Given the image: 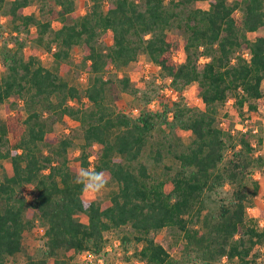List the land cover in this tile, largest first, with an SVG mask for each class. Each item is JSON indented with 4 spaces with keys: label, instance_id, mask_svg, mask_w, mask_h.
<instances>
[{
    "label": "trees",
    "instance_id": "trees-1",
    "mask_svg": "<svg viewBox=\"0 0 264 264\" xmlns=\"http://www.w3.org/2000/svg\"><path fill=\"white\" fill-rule=\"evenodd\" d=\"M6 1L0 0V11L14 35L12 43L1 40L0 102L21 98L26 116L0 120V164L3 158L10 160V170L0 177V264H7L17 252L25 255L23 264H47L50 257L53 264H72L86 249L104 256L105 231L123 225L130 230L122 242L142 241L132 257L149 264H184L150 236L165 226L182 231L181 247L201 264H227L223 257L253 264L264 242V228L247 217L251 202L247 185H252L251 193L258 190L251 170L264 166V155L254 153L252 128L233 132L219 124L218 112L219 104L231 95L239 106L248 101L249 108L263 96L264 0H206L207 7L192 5L198 0H109L106 8L103 0H90L84 12L76 8V0H43L61 21L56 28L50 19L25 12L34 0H10L8 6ZM173 24L184 29L182 43L168 32ZM32 26L36 40L56 63L67 59L74 45L83 46L90 71L83 89L43 64L38 54L24 55L19 33ZM2 31L0 26V37ZM108 32L111 43L104 46L98 38ZM249 32H255L253 38ZM180 47L184 57L175 61L172 53ZM141 52L170 78L175 90L195 81L202 106L178 99L162 111L146 106L131 115L116 104L106 70L128 64ZM115 80L122 90L136 93L128 75ZM150 100L146 95L145 103ZM169 112L172 118L167 120ZM45 113L65 114L79 122L83 138L79 165L89 168L93 155L91 168L117 182L106 202L88 199L82 186L73 183L78 170L69 163L72 139H48ZM166 122L170 130H190V142L184 144L175 134L153 139L152 131ZM8 133L12 139L6 146ZM146 146L155 162L161 160L163 149L171 152L177 160L175 169L153 174L141 159ZM226 182L231 185L229 197L201 217L200 227L189 226L187 214L205 193ZM29 186L34 195L28 202L23 191ZM199 212L200 208L197 217ZM36 222L43 228L45 245L39 256L23 243L24 233Z\"/></svg>",
    "mask_w": 264,
    "mask_h": 264
},
{
    "label": "rangeland",
    "instance_id": "rangeland-1",
    "mask_svg": "<svg viewBox=\"0 0 264 264\" xmlns=\"http://www.w3.org/2000/svg\"><path fill=\"white\" fill-rule=\"evenodd\" d=\"M166 1V0H165ZM10 0L6 1V6L9 5ZM109 0H103V8H106ZM90 0H76V8L80 12H84L86 7L89 5ZM192 5L207 7L206 0H198ZM43 7V9L41 8ZM49 7L48 1L43 0H34L28 6L25 7V12H33L38 17L42 19H50L52 26L54 28L58 27L61 24V21L58 20L55 12H50L47 8ZM238 19L241 18V12L238 10L236 12ZM0 26L2 31V36L0 37V46L2 44L1 40H7L12 43L14 33L11 32L10 24L8 23L4 12L0 11ZM263 30L262 28L259 29ZM168 32L170 36L174 39L180 41L184 40V29L182 26L173 24ZM49 36V34H46ZM249 37L253 38L255 32H249ZM36 28L32 26L29 31H22L19 33V37L23 39L25 45L23 47L24 55H29L30 53H36L39 55L43 64L49 67H55L57 72L68 82L77 85L80 89H83L88 83V77L90 75L89 71V61L85 59L84 48L80 44H76L72 47L70 51V56L56 63L52 55L45 51L42 46L38 43L35 38ZM98 42L104 46L111 43V34L110 32L101 35L98 38ZM246 48L243 49V52L246 53ZM173 59L175 61H181L184 57L183 49L180 47L172 53ZM205 58L202 57L201 61ZM2 68L0 67V73ZM128 75L131 80L133 87L137 88L136 93L130 90H122L115 80L116 77ZM105 76L112 79L110 85V91L112 94L113 100L115 103L125 106V110L131 115H137L140 108L149 107L154 111H162L165 104H169L172 100L181 99L182 102L187 105L201 107L202 102L197 90V83L195 81L187 84L181 91L175 90L165 76L160 72L159 66L152 62L147 54L141 52L138 54L137 58L126 65L123 66H110L105 73ZM262 88L264 90V80L262 81ZM171 89V90H170ZM173 90L176 91V96L172 97L171 93ZM170 91V93H169ZM146 95L151 96L152 100L145 103ZM256 104L255 108H249V102L246 101L242 106L237 105L234 97L229 96L225 102L219 104L218 120L219 124L227 127L233 132H236L238 126L241 123L247 125V128L256 127V131H252L251 136L254 153L264 155V93L263 96L257 100H254ZM46 121L49 125L47 136L48 139L60 138L64 136H69L72 139V144L68 148V155L70 156L69 163L76 166L77 170L84 168L79 165L78 155L80 152V145L83 142L82 131L79 126V122L68 115L57 116L56 114L45 113ZM26 116V109L23 104V100L17 96L8 97L5 100L0 102V120L1 121H18ZM172 118L171 113H167V120ZM161 129H154L152 131L153 139L163 138L169 135H180L181 141L184 144H188L193 137V134L190 130L180 129L179 131L170 130L167 122L161 124ZM12 139L11 133L7 135L6 146L10 144ZM154 148V145H153ZM44 149H48V146L45 145ZM230 153V149L226 151V155ZM89 159L91 163L89 168L93 166L94 156L90 155ZM141 159L148 164L149 170L155 175H163L168 171H173L177 166V160L173 157L171 152H167L163 149V156L161 160L155 162L151 157L150 146H146L145 150L141 155ZM168 165H171V168H168ZM10 170V160L9 158H3L0 164V177L4 172ZM106 177L109 180L108 185L104 192L100 195H97L95 198L101 203H104L108 200L113 191L118 187L117 182L114 181L110 175L104 172ZM252 177L258 180L259 187L255 193L252 192V185H247V190L250 193V200L248 206L249 209H246L247 217H252L258 220V225L264 228V224L259 223V219H264V166L261 168H253L251 170ZM231 185L225 183L222 186H218L215 190L205 193L202 197L200 203L197 207L187 214V224L191 227H200L201 217L205 213L214 211L219 203L221 198L227 199L230 195ZM27 201L29 202L33 195L34 191L31 186L25 187L23 191ZM200 208L199 217H197V209ZM28 215H32L31 208H28ZM199 218V219H198ZM130 226L123 225L120 228H115L112 230L105 231L106 244H108L109 249H104V264H132V259L134 257L132 251L141 246L142 241H136L134 238L122 242V235L129 232ZM43 228L36 222L34 227L26 231L23 237V243L26 249L35 256L41 255L45 250L44 237L42 235ZM150 236L154 238L155 241L163 244L170 255L184 264H201V261L193 256V253H187L181 247L183 243V233L176 226H165L157 231H151ZM120 241V244H116V241ZM257 258L253 264H264V242L258 246L257 249ZM26 257L22 252H17L13 255H10L7 258V264H23ZM222 261H227V264H238L236 258L228 259L223 257ZM95 264H100L97 258L94 259ZM47 264H53V258L48 259ZM72 264H86L85 261H81V258L76 255L73 259Z\"/></svg>",
    "mask_w": 264,
    "mask_h": 264
},
{
    "label": "clouds",
    "instance_id": "clouds-1",
    "mask_svg": "<svg viewBox=\"0 0 264 264\" xmlns=\"http://www.w3.org/2000/svg\"><path fill=\"white\" fill-rule=\"evenodd\" d=\"M73 183L81 185L82 193L88 199H93L104 192L109 180L102 171H96L92 168H81L77 171Z\"/></svg>",
    "mask_w": 264,
    "mask_h": 264
},
{
    "label": "built area",
    "instance_id": "built-area-1",
    "mask_svg": "<svg viewBox=\"0 0 264 264\" xmlns=\"http://www.w3.org/2000/svg\"><path fill=\"white\" fill-rule=\"evenodd\" d=\"M245 54L248 55V51H246ZM167 79H168V81H170V78H167ZM169 93H170V91H169ZM175 94H176V91L173 90V92L171 93V96L175 97L176 96ZM238 128H241L242 130H245V129H247V125L245 123H244V125H243V123H241V125L238 126ZM252 131H256V127H252ZM249 208H250V206H247V209H249ZM259 223L261 225H263L264 224V219H259ZM116 244H120V241L119 240L116 241ZM108 246H109L108 244L105 245V250L109 249ZM78 256L81 258V261H85L86 264H95L94 263V259L95 258H97V260L100 262V264H104L105 263L104 260H103V258H104L103 254H99V255L95 254L90 249H86V250H83V251L79 252ZM132 264H149V263L147 261L143 260V259L134 257L132 259Z\"/></svg>",
    "mask_w": 264,
    "mask_h": 264
}]
</instances>
